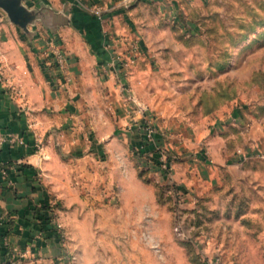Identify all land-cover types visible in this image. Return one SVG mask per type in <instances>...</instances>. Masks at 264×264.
<instances>
[{
  "label": "crops",
  "instance_id": "0c3cea01",
  "mask_svg": "<svg viewBox=\"0 0 264 264\" xmlns=\"http://www.w3.org/2000/svg\"><path fill=\"white\" fill-rule=\"evenodd\" d=\"M130 1L18 0L23 16L0 19V264H67L65 244L39 228L41 207L53 205L62 218L63 204L81 201L82 192L134 174L133 160L151 162L148 147L170 152L172 172L189 164L207 171L206 155L216 168L245 159L256 140L264 120L246 106L193 124L156 99ZM132 57L131 66H120ZM137 98L149 111H140Z\"/></svg>",
  "mask_w": 264,
  "mask_h": 264
},
{
  "label": "rangeland",
  "instance_id": "374dc122",
  "mask_svg": "<svg viewBox=\"0 0 264 264\" xmlns=\"http://www.w3.org/2000/svg\"><path fill=\"white\" fill-rule=\"evenodd\" d=\"M128 4L150 53L157 100L193 124L240 106L264 120V0ZM253 134L245 159L214 168L206 155L207 171L189 164L176 172L133 160L134 174L63 204L67 264H264V123ZM159 150L171 164L170 152Z\"/></svg>",
  "mask_w": 264,
  "mask_h": 264
},
{
  "label": "built area",
  "instance_id": "2783aa9c",
  "mask_svg": "<svg viewBox=\"0 0 264 264\" xmlns=\"http://www.w3.org/2000/svg\"><path fill=\"white\" fill-rule=\"evenodd\" d=\"M129 46H130L131 50L134 51V53H137V51H138V42L137 41H134L131 43L129 42ZM54 55H55V58H56L58 65L62 67L63 62H64V54L62 53V51L56 50V51H54ZM134 56L136 57V55H134ZM135 57H132L131 59H128V60L120 59L119 60V63L121 64L120 66L122 68H127V67L131 66L135 62ZM66 79L69 80V77L66 76ZM138 107L140 108V111H142V112H144L146 109L145 107L141 106L139 103H138ZM144 127H145L144 129H145V133H146L147 143L153 144L154 140H153V129H152V127L150 125H148V123H145ZM0 140H2L1 136H0ZM159 149L160 148H157V150H159ZM161 151L162 150H159V152H158V159H159L160 167L167 169V168H169L168 161H167V159L162 158ZM159 153H160V155H159ZM51 206H53V205H51ZM46 215L48 217V227H50L52 229L51 232H52L53 236L59 242L64 244L65 240H66V236H65L64 229H63V225L60 222L56 211L54 209H52L51 211H47Z\"/></svg>",
  "mask_w": 264,
  "mask_h": 264
},
{
  "label": "trees",
  "instance_id": "16d2710c",
  "mask_svg": "<svg viewBox=\"0 0 264 264\" xmlns=\"http://www.w3.org/2000/svg\"><path fill=\"white\" fill-rule=\"evenodd\" d=\"M154 147V146H153ZM153 147H148L147 150H151L155 155L152 157V161L156 164V165H160L159 161H158V150L153 148ZM52 209H54V206H49V205H43L41 207V211L38 213V224H39V228L40 230H43L45 232H50L52 231V229L50 227H48V217L46 215V211H51Z\"/></svg>",
  "mask_w": 264,
  "mask_h": 264
},
{
  "label": "water",
  "instance_id": "95a60500",
  "mask_svg": "<svg viewBox=\"0 0 264 264\" xmlns=\"http://www.w3.org/2000/svg\"><path fill=\"white\" fill-rule=\"evenodd\" d=\"M0 8H2L12 20L23 16L22 9L18 5V0H0Z\"/></svg>",
  "mask_w": 264,
  "mask_h": 264
}]
</instances>
